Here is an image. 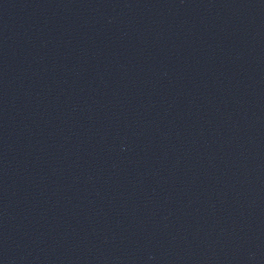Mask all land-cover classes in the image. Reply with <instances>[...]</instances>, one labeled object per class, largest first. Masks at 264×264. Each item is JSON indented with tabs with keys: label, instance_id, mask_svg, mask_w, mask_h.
<instances>
[{
	"label": "water",
	"instance_id": "obj_1",
	"mask_svg": "<svg viewBox=\"0 0 264 264\" xmlns=\"http://www.w3.org/2000/svg\"><path fill=\"white\" fill-rule=\"evenodd\" d=\"M0 264H264V0H0Z\"/></svg>",
	"mask_w": 264,
	"mask_h": 264
}]
</instances>
